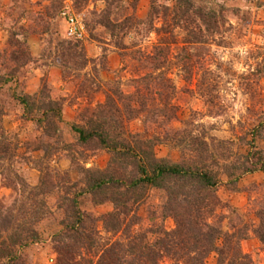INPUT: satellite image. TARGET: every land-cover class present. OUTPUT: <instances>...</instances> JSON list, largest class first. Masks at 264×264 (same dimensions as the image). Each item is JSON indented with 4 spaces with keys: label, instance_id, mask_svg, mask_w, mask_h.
<instances>
[{
    "label": "rangeland",
    "instance_id": "1",
    "mask_svg": "<svg viewBox=\"0 0 264 264\" xmlns=\"http://www.w3.org/2000/svg\"><path fill=\"white\" fill-rule=\"evenodd\" d=\"M151 1L0 0V74L16 70L0 88V206L5 214L9 210L29 219L34 208L30 203L44 200L42 209L47 211L34 224L39 239L22 249L28 264L55 263L53 236L70 214V199L75 197L83 210L96 216L113 209L112 202L96 204L91 193H81L86 187L82 168H106L110 153L94 143L79 142L72 124L84 123L86 110L105 100L107 82L120 80L125 91L135 89L133 79L150 70L141 66L143 52L165 60L176 85L173 102L179 108L172 126L209 143L208 161L221 172L216 193L222 201L217 208L222 228L232 231L233 226L247 224L242 248L257 264H264V246L254 233L264 172H247L229 183L223 170L225 163H242L251 150V130L264 119V0H194L206 11H216L218 23L209 30L203 24L202 38L198 24L174 26L171 15L164 16L161 7L174 0H155L160 13L150 23ZM70 16L81 36H68ZM168 23L171 31L156 30ZM25 57L28 61L21 65ZM45 85L46 92L63 103L60 131L53 136L27 118L18 98ZM151 125L146 130L143 117L129 122L130 129L143 136L154 134L158 125ZM255 143L264 150V129ZM155 153L181 160V149L169 143L157 144ZM42 175L48 180L46 191L28 198L27 187L39 184ZM164 196L161 189L148 190L138 209L145 226L153 222L150 211L159 209ZM25 202L30 214L20 210ZM157 215L155 221H162L160 212ZM164 225L172 229L175 222L167 217ZM216 260V253H211L207 264Z\"/></svg>",
    "mask_w": 264,
    "mask_h": 264
},
{
    "label": "trees",
    "instance_id": "2",
    "mask_svg": "<svg viewBox=\"0 0 264 264\" xmlns=\"http://www.w3.org/2000/svg\"><path fill=\"white\" fill-rule=\"evenodd\" d=\"M161 8L164 16L171 15L174 26L198 24L200 38L203 24L209 30L218 23L216 11H206L194 0H174L171 6ZM159 13L160 7L152 0L147 20L152 23ZM172 28L168 23L156 30ZM25 55L23 51L20 57ZM27 59H21V65ZM139 59L141 66L150 70L133 79V91H125L120 80L107 82L105 100L86 110L84 123L72 124L79 142L94 143L110 153L106 168H82L86 187L81 193H91L96 204L112 202L113 209L96 216L83 210L75 197L70 199V214L53 236L54 264H207L211 253H216L215 264H257L242 248L241 242L249 234L247 224L233 226L232 231L222 228L223 218L217 213L222 201L216 193L221 172L208 161V141L172 126L179 107L173 102L176 85L168 75L165 60L145 52ZM15 71L0 74V88L14 78ZM46 91L45 85L39 92L18 98L25 105L27 118L37 120L45 133L53 136L60 131L63 103ZM138 117H143L146 130L152 128L151 124L158 125L154 134L143 136L130 129L129 122ZM263 129L264 119L251 130L252 138L247 142L251 150L243 155L242 163H225L223 170L229 183L237 182L247 172H264V150L255 143ZM159 143L180 148L181 160L158 157L155 147ZM40 171L43 173V169ZM46 183L42 175L39 184L27 187V197L33 199L44 193ZM151 187L163 190L165 198L159 209H151L149 219L153 222L147 227L138 209ZM44 203H30L34 208L29 219L18 218L9 210L5 214L4 206H0V264H28L22 249L39 239L34 224L46 216ZM20 210L31 213L27 202ZM159 212L162 221H155ZM256 213L259 223L254 233L264 246V195ZM167 217L173 218L174 228L165 227Z\"/></svg>",
    "mask_w": 264,
    "mask_h": 264
},
{
    "label": "built area",
    "instance_id": "3",
    "mask_svg": "<svg viewBox=\"0 0 264 264\" xmlns=\"http://www.w3.org/2000/svg\"><path fill=\"white\" fill-rule=\"evenodd\" d=\"M69 26L67 28V34L69 37L72 36H81V31L77 25V21L74 16H70L69 18ZM53 260V259H52Z\"/></svg>",
    "mask_w": 264,
    "mask_h": 264
}]
</instances>
